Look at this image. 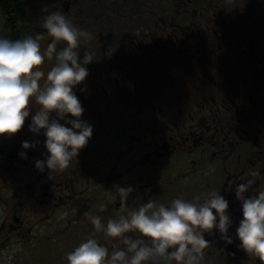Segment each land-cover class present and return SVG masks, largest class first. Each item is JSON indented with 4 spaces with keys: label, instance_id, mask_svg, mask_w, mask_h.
<instances>
[{
    "label": "flooded vegetation",
    "instance_id": "obj_1",
    "mask_svg": "<svg viewBox=\"0 0 264 264\" xmlns=\"http://www.w3.org/2000/svg\"><path fill=\"white\" fill-rule=\"evenodd\" d=\"M50 2L73 20L86 0ZM149 3L108 4L107 18L97 10L111 38L79 48L81 57L89 50L95 58L76 88L93 135L69 167L36 168L47 155L46 137L29 130L31 114L15 135L0 136V261L10 251L14 262L6 264H35L26 258L37 257L68 264L67 253L90 234L111 248L112 238L95 232L85 213L105 221L117 215L119 183L135 188L128 209L220 191L229 201L233 243L217 230L206 233L204 264H264L238 247L243 212L234 191L248 180L246 195L264 190V0ZM22 4L21 37L41 31L44 12ZM30 107L39 105L33 99ZM25 140L35 143L26 158Z\"/></svg>",
    "mask_w": 264,
    "mask_h": 264
},
{
    "label": "clouds",
    "instance_id": "obj_2",
    "mask_svg": "<svg viewBox=\"0 0 264 264\" xmlns=\"http://www.w3.org/2000/svg\"><path fill=\"white\" fill-rule=\"evenodd\" d=\"M42 28L46 31L16 39L0 34V136L15 135L31 114L29 130L46 137L47 155L35 161L36 168L60 170L69 167L93 135V125L82 118L85 108L76 92L89 75L88 65L95 61L92 51L85 50L83 57L79 51L81 43L91 40L93 34L75 25L60 8L44 9ZM46 38H51L50 42L42 48ZM61 42L63 46H59ZM45 59L53 61L47 72L39 67ZM33 99L39 105L35 112L30 107ZM22 147L25 151L20 156L26 158V150L35 143L25 140ZM251 183L234 185L243 212L236 229L241 242L238 247L264 260V190L246 195ZM113 188V198L121 205L117 215L105 221L99 214L85 213L95 232L112 238L111 248L90 234L67 253L68 264H204L210 244L206 233L217 230L222 240L233 243L229 201L220 191L191 199L177 197L170 205L150 199L128 209L134 186L117 183ZM98 207L103 210L107 205Z\"/></svg>",
    "mask_w": 264,
    "mask_h": 264
},
{
    "label": "rangeland",
    "instance_id": "obj_3",
    "mask_svg": "<svg viewBox=\"0 0 264 264\" xmlns=\"http://www.w3.org/2000/svg\"><path fill=\"white\" fill-rule=\"evenodd\" d=\"M25 1H26V6H30L32 9H38L40 7H41V9H43V8L44 9L49 8L50 10L57 9L50 2V0H34V1L33 0H25ZM126 1L127 0H103L102 1L103 7L101 6V8H100L98 6V3L96 2V0H88V1L86 0L85 6H84L83 10L81 11V13L79 15L75 14V16H73V18H72L73 19L72 21L75 25H77L81 28H85L93 34V37L91 40H87V41H83V42L89 43V44H95L97 42H100L99 40L101 37H102L101 39H104V41L109 40V38H111V37H107L110 34L106 30L110 29V28L108 25L104 26V23H105L104 20L108 17V15H109L108 11L110 10L109 8H106V5L109 4V6H110V5H113L114 3H119V6H120L121 4L124 5ZM154 1H159V0H139V5L140 6H141V4L147 5L149 2H154ZM33 2H35L36 6L33 5ZM53 2H55V0H53ZM149 4H151V3H149ZM97 10H102L107 15L103 21H101L100 12H98ZM43 15H44V12L41 13L39 16L38 25H39L41 31H46L45 29L42 28ZM35 33H28V34H35ZM50 39L51 38H46L44 40V42L47 44L48 42H50ZM41 44H42V48L47 46L43 42H41ZM60 45H61V43H60ZM52 64H53V61L45 59L44 64H42L39 67L50 69ZM14 254L15 253H13V252L7 251L4 254L3 258L1 259L0 264H6V263H8L9 260L11 262H14V257L10 258V255H14ZM20 255H21V257H25L26 252H20ZM26 260L34 261L35 264H45L46 263V260L43 257L42 258L41 257H39V258L38 257L37 258H26Z\"/></svg>",
    "mask_w": 264,
    "mask_h": 264
},
{
    "label": "trees",
    "instance_id": "obj_4",
    "mask_svg": "<svg viewBox=\"0 0 264 264\" xmlns=\"http://www.w3.org/2000/svg\"><path fill=\"white\" fill-rule=\"evenodd\" d=\"M22 9V0H0V25L3 22L0 34L13 39L22 38L18 30V25L26 20L25 14L18 12Z\"/></svg>",
    "mask_w": 264,
    "mask_h": 264
}]
</instances>
